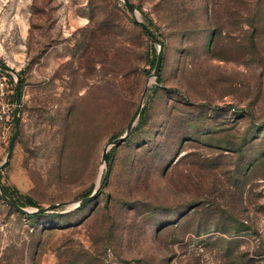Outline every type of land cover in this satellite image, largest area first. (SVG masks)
Here are the masks:
<instances>
[{
    "label": "rangeland",
    "instance_id": "rangeland-1",
    "mask_svg": "<svg viewBox=\"0 0 264 264\" xmlns=\"http://www.w3.org/2000/svg\"><path fill=\"white\" fill-rule=\"evenodd\" d=\"M128 1L0 0V264H264V0Z\"/></svg>",
    "mask_w": 264,
    "mask_h": 264
},
{
    "label": "water",
    "instance_id": "water-1",
    "mask_svg": "<svg viewBox=\"0 0 264 264\" xmlns=\"http://www.w3.org/2000/svg\"><path fill=\"white\" fill-rule=\"evenodd\" d=\"M128 10L129 13H131L132 15L135 16V7L133 4H131L128 0H122ZM135 21L140 25V27L142 28V30L148 35V37L151 39V41L157 45V57H156V61H155V65H154V70H153V77H157L159 75V71L161 68V61H162V43L159 41V39L157 38V36L154 34V32L148 27V25L146 23H144L143 21H140L138 19H136L135 17ZM0 70L4 71V72H10L12 73L15 77H16V81H15V103H16V109L14 111L13 114V122H14V133L10 139L9 142V146H8V152L5 158L4 163L0 166V170L1 168L7 163V161L9 160L11 153H12V149L14 146V142L19 134V125H20V117H19V111L18 108L20 106V101H21V93H20V75L16 72V70H14L13 68L9 67L8 65L5 64H0ZM147 92V88H145L142 92L138 107L133 115L132 118V122L138 118L139 114H140V110L142 108V104H143V100L144 97L146 95ZM132 122L129 124V126L127 127L126 132L121 136L118 137L116 139H113L111 141H108L103 150H102V155H101V163L102 164H107V152L108 149L112 146H116L120 143H122L131 133L132 131ZM0 196L2 197V199L8 203L12 208H14L15 210H17L20 213L23 214H41L43 212H46L48 209L50 208H56L59 206H63L65 204H55L52 206H49L47 208H37L34 211H29L23 207H21L20 205L17 204V202L6 192V190L0 185ZM94 196L91 195L90 197H86L83 198L81 200H79V205H84L85 203H87L88 201H90L92 199V197Z\"/></svg>",
    "mask_w": 264,
    "mask_h": 264
},
{
    "label": "built area",
    "instance_id": "built-area-1",
    "mask_svg": "<svg viewBox=\"0 0 264 264\" xmlns=\"http://www.w3.org/2000/svg\"><path fill=\"white\" fill-rule=\"evenodd\" d=\"M14 83L6 72L0 70V123L8 121L12 115Z\"/></svg>",
    "mask_w": 264,
    "mask_h": 264
},
{
    "label": "trees",
    "instance_id": "trees-1",
    "mask_svg": "<svg viewBox=\"0 0 264 264\" xmlns=\"http://www.w3.org/2000/svg\"><path fill=\"white\" fill-rule=\"evenodd\" d=\"M149 27V26H148ZM107 158V157H106ZM7 192V191H6ZM18 204V203H17ZM19 205V204H18Z\"/></svg>",
    "mask_w": 264,
    "mask_h": 264
}]
</instances>
